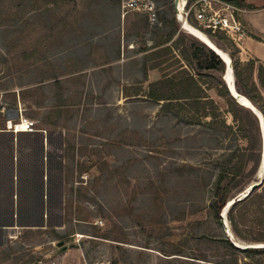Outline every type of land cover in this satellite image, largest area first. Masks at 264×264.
<instances>
[{
    "label": "rangeland",
    "instance_id": "1",
    "mask_svg": "<svg viewBox=\"0 0 264 264\" xmlns=\"http://www.w3.org/2000/svg\"><path fill=\"white\" fill-rule=\"evenodd\" d=\"M123 1L0 0V220L25 209V218L42 215L44 223L3 231L0 264H219L228 253L212 238L226 235L222 223L201 207L209 201L216 158L247 143L237 126L250 125V143L255 141L253 118L241 108L233 120L226 100L208 89L217 82L206 70L195 75L217 105L218 123L224 120L231 130L178 122L161 102L144 96L162 75L151 68L155 63L164 60L173 70L168 65L179 60L196 71L191 51L206 45L182 28V14L176 19L181 45L159 53L162 46H152L160 35L154 25L166 12L173 14V0H151L157 21L148 24L142 10H123ZM186 1V8L194 2ZM187 21L209 34L193 12ZM210 33L241 61L264 62L240 55L241 46L221 31ZM249 35L264 46L263 35ZM15 108L34 121L33 131L5 130ZM258 133L260 139V125ZM256 181L261 183L249 200L235 208L244 215L240 228L248 239L234 234L227 214L232 239L241 245H264L250 240L264 232V163L254 169L249 160L230 192L229 200L235 199ZM53 227L66 235L57 238ZM60 240L66 250L57 246ZM179 241L182 255H165ZM243 261L264 264V256L238 255Z\"/></svg>",
    "mask_w": 264,
    "mask_h": 264
},
{
    "label": "trees",
    "instance_id": "2",
    "mask_svg": "<svg viewBox=\"0 0 264 264\" xmlns=\"http://www.w3.org/2000/svg\"><path fill=\"white\" fill-rule=\"evenodd\" d=\"M232 2L236 7H240L242 5L241 1L233 0ZM143 14H145V23L148 24V16L146 13ZM165 14L166 15L161 16L154 25L155 28H157V26L159 27L154 33L160 32V35L155 36L156 39H154V43L152 44L154 47L162 46L159 53L163 55H166L168 52H170L173 47H178V45H181V42L183 41V33H181L182 31L179 29V24L176 21L174 12L173 14H169L167 12ZM205 30L209 33L207 35L215 41L216 36L214 37V35L210 33L211 30ZM222 33L226 35L224 32ZM176 34L177 37L175 40L166 46L163 45L164 43L166 44L169 40H171ZM157 37L159 39H157ZM200 53H205V57L203 59L199 57ZM182 54L184 53L182 52ZM229 55L232 62L236 90L239 93L245 95L251 101V103L261 112L264 119V62H257L256 59L241 61L239 58L235 57L234 53L230 52ZM191 56L197 58L196 71L193 69L191 70L189 65L180 63L179 60H176V63H170L168 65L169 67L174 65L175 68L173 70H168V67H165V64L163 63L164 60L161 63H155L151 68L159 67L162 71V75L160 79L149 84V89L143 95L155 100L157 103L161 102V110L166 113L173 114L178 122L180 121L186 124H204L205 126L214 129L218 125L231 130L232 126L226 124L224 120L221 121V123H218L216 119L217 114L215 112L217 105L213 99L207 95V88H204L203 83L200 82L198 77H196V75L202 74L200 70H206V74L210 78V82L212 83L214 80L217 82V85L209 86L208 89L214 90L217 96L226 100L227 105L230 107V111L233 114V120H237V113L241 108L247 110V112H249V114L252 116L253 128L255 127L257 130L255 141L253 140V143H250V133L252 131V127L250 125L247 126L240 123V125L237 126V129L242 132V136L247 142L245 147L229 149L228 152L222 153L215 160L216 162L214 166L217 169V172L214 182L211 186V194L207 205H203L201 209H206L207 212L211 213L213 218H215V220L220 223V213L226 202L231 197L230 192L234 184L233 181H236V177L243 173L245 165L249 160L253 161L254 169L259 166L261 149V136L259 139L258 133L259 124H257L258 120H256V115L249 108L238 104L236 100L230 95L222 77H220L224 72L225 66L218 55L203 45L202 47L194 46L193 50L191 51ZM215 72H218L219 75H215ZM226 179L229 180L226 182ZM38 184H41V186L44 185L43 181H40ZM253 192L254 191L252 190L243 199L234 201L227 212L228 220L232 230L234 234L240 239H248V237L243 234V231L240 228V220L244 215L236 214L235 208L237 205L248 201ZM37 195L39 196L40 202L42 204L44 200L43 196H45L43 189H41ZM10 212L11 213H9V215H11V217L0 220V239L4 240L6 237L3 231L15 225L20 228L29 229L32 227H42L44 225L42 215L38 216L37 219L36 217L34 219V217H28V215L25 218V213H23L25 212V209L20 213L15 211ZM32 213L33 216H36L35 210H33ZM13 215H16L17 219H13ZM19 217H21L22 220L19 221ZM259 220L260 217L256 215L254 217V221L258 222ZM53 228L54 229H51V231L57 238H63L66 235L65 233L59 234L55 227ZM93 228H95V225ZM82 233L89 234L87 232ZM256 234L261 237H253L250 240L264 241V232L259 230ZM91 235L108 239V235H96L92 233ZM212 238L215 239V241L221 243L222 246L228 251L226 257H224L219 262V264H239L238 255H242L243 257L247 258L249 257L251 259L254 257L264 256V247H237L225 234L217 237L212 236ZM4 243L5 242H3V244ZM181 244L182 243L179 241L176 245H172V248L165 251L167 252L165 255H182ZM143 247L147 248L148 246L144 245ZM3 250H7V248H4ZM191 257L194 259H199V257L196 256ZM240 264H253V262L243 261Z\"/></svg>",
    "mask_w": 264,
    "mask_h": 264
},
{
    "label": "built area",
    "instance_id": "3",
    "mask_svg": "<svg viewBox=\"0 0 264 264\" xmlns=\"http://www.w3.org/2000/svg\"><path fill=\"white\" fill-rule=\"evenodd\" d=\"M186 5L187 1L185 0L182 10L184 17L187 19L188 14L193 12L194 18L201 23L204 29L222 31L236 45H239V42L246 36L243 24L234 14L236 7L233 5L226 3L219 8H215L210 0H195L188 8H186ZM121 7L123 10L124 8L126 10H142V12L147 14L150 23L157 21V8L151 0H142V4L137 0H126L122 2ZM19 117L18 119L8 120L5 130L15 133L34 130L33 120L24 119L22 116Z\"/></svg>",
    "mask_w": 264,
    "mask_h": 264
},
{
    "label": "water",
    "instance_id": "4",
    "mask_svg": "<svg viewBox=\"0 0 264 264\" xmlns=\"http://www.w3.org/2000/svg\"><path fill=\"white\" fill-rule=\"evenodd\" d=\"M179 3H180V0H173L172 1V7H173V11H174V14H175V17L177 19L178 22H180V15H182V13L180 12V9H179ZM185 20H187L186 18H184ZM181 24V23H180ZM219 58L223 61L224 63V72L222 74V79L230 93V95L236 100V102L238 104H240L241 106L243 107H246L245 105H242V103H240L238 101V98L241 97V93H239L237 90H236V87H235V84L234 82L232 81V87L229 85L228 81L226 80V77H225V73L227 71L228 68H230L233 72V68H232V62H231V58H230V61L229 63H227L225 61V59L219 55L218 53H216ZM232 90H235V92H233ZM246 108H249L255 115L256 117L258 118L259 120V125H260V129H261V149H260V161H259V165L260 163H262V161L264 160V121H263V116L261 114V112L253 105L251 107H246ZM11 112H13V115H8V119L9 120H12V119H17L19 118L20 116V113H19V109L18 108H15V109H12V110H9ZM259 167V166H258ZM260 178V177H259ZM260 181H256V182H253L252 184H250L246 189H245V193H240L235 199H232L231 201V204L236 201V200H241L243 199L244 197H246L253 189H255L258 185H260ZM228 202H226L225 206L222 208L221 210V213H220V222L222 223L223 225V228L225 230V233H226V236L229 237V239L232 240V242L237 246V247H241V248H248V247H263L264 245L262 243H254V244H246V245H241L239 243H236L233 239H232V234L228 228V225H227V212H228V209H226L225 211V207L227 205ZM57 246H61V249L62 250H66L68 247L64 244V241L63 240H60L57 242Z\"/></svg>",
    "mask_w": 264,
    "mask_h": 264
},
{
    "label": "crops",
    "instance_id": "5",
    "mask_svg": "<svg viewBox=\"0 0 264 264\" xmlns=\"http://www.w3.org/2000/svg\"><path fill=\"white\" fill-rule=\"evenodd\" d=\"M233 6L236 7L235 5ZM219 7V5H216L215 8ZM236 10L238 14V16L235 15L236 18L240 20L246 30V36L240 41L242 45H238L239 47L241 46L242 49L240 55L245 52V54H253L264 60V46L261 45L259 40L253 39L252 36L249 35L264 36V0H243L242 5L236 7ZM227 52L229 53V51Z\"/></svg>",
    "mask_w": 264,
    "mask_h": 264
},
{
    "label": "bare ground",
    "instance_id": "6",
    "mask_svg": "<svg viewBox=\"0 0 264 264\" xmlns=\"http://www.w3.org/2000/svg\"><path fill=\"white\" fill-rule=\"evenodd\" d=\"M184 4H185V0H180V3H179L180 12H182ZM181 25H182V28H184V30L188 31L190 34H192L193 36L198 38L202 43H204L214 53H218L219 55H221L225 59V61L227 63H229L230 57H229L228 53L222 47H220L218 44H216L205 32H203L202 30H199L198 28L191 26L188 23V21L185 19H183L181 21ZM225 77H226V80L228 81L229 85L232 87V81L234 82V74L230 68L227 69V71L225 73ZM232 91L235 92V90H232ZM238 101L240 103H242V105H245L246 107L253 106V104L249 100H247L243 95H241V97L238 98ZM21 105H22V103H21ZM263 134H264V132H263ZM263 163H264V160L262 161V165H263ZM258 175H259L258 177H262L263 167L260 168V172ZM231 201H232V199L227 201L228 203L225 207V211H226V209L230 208ZM237 243H239V242H237Z\"/></svg>",
    "mask_w": 264,
    "mask_h": 264
}]
</instances>
